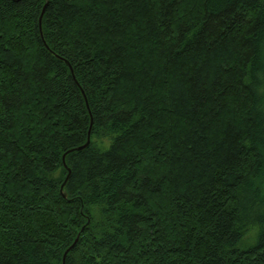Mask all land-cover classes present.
Instances as JSON below:
<instances>
[{
	"label": "trees",
	"instance_id": "16d2710c",
	"mask_svg": "<svg viewBox=\"0 0 264 264\" xmlns=\"http://www.w3.org/2000/svg\"><path fill=\"white\" fill-rule=\"evenodd\" d=\"M44 3L0 0V264H264V0Z\"/></svg>",
	"mask_w": 264,
	"mask_h": 264
},
{
	"label": "water",
	"instance_id": "95a60500",
	"mask_svg": "<svg viewBox=\"0 0 264 264\" xmlns=\"http://www.w3.org/2000/svg\"><path fill=\"white\" fill-rule=\"evenodd\" d=\"M47 2H48V0H45V3H44V5H43L42 12H41L40 17H39V25L41 24L42 13H43V11H44V8H45ZM88 144H89V131H88L87 140H86V142H85L83 145L77 146V147L72 148V149H70V150H68V151L84 149L85 147L88 146ZM64 156H65V153L62 155V161H63V163H64V166L66 167L65 162H64ZM67 171H68V172H67V175H66V177H65V179H64V181L62 182L61 187H60L61 194H62V196H63L64 198L66 197V193L63 191V187H64V185H65V183H66V181H67V179H68V177H69V173H70L69 168H67ZM77 240H78V235H77V237L74 239V241L72 242V244H71V245H70V246L64 251L63 256H62V264H64V260H65V256H66L67 252H68V251H69V250L75 245V243L77 242Z\"/></svg>",
	"mask_w": 264,
	"mask_h": 264
}]
</instances>
